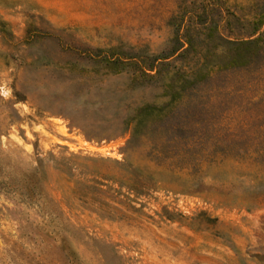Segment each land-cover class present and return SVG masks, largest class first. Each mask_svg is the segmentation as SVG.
Listing matches in <instances>:
<instances>
[{"label": "rangeland", "instance_id": "1", "mask_svg": "<svg viewBox=\"0 0 264 264\" xmlns=\"http://www.w3.org/2000/svg\"><path fill=\"white\" fill-rule=\"evenodd\" d=\"M0 264H264V0H0Z\"/></svg>", "mask_w": 264, "mask_h": 264}]
</instances>
